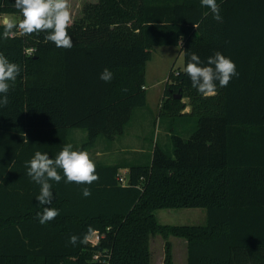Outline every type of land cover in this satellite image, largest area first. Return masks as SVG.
I'll return each mask as SVG.
<instances>
[{"label":"trees","instance_id":"trees-1","mask_svg":"<svg viewBox=\"0 0 264 264\" xmlns=\"http://www.w3.org/2000/svg\"><path fill=\"white\" fill-rule=\"evenodd\" d=\"M217 3L222 22L200 0L90 1L68 29L71 49L45 42L46 33L5 39L0 26V52L21 68L0 107V264H151L158 233L186 240L187 264H264V0ZM2 13L20 14L14 0H0ZM162 45H179L184 55L160 106L169 149L156 141L148 161L100 160L97 182L50 181L52 203L38 204L40 186L25 162L36 151L54 158L65 144L87 151L99 137L124 133L146 105V65ZM217 51L235 62L238 76L204 97L184 68L192 53L206 65ZM105 68L113 73L108 83L99 79ZM78 128L86 137L75 144L70 134ZM46 206L60 215L42 225ZM189 207L205 208L206 223L164 224L156 215ZM89 227L99 240L69 243ZM165 253L175 264L169 238Z\"/></svg>","mask_w":264,"mask_h":264},{"label":"clouds","instance_id":"clouds-1","mask_svg":"<svg viewBox=\"0 0 264 264\" xmlns=\"http://www.w3.org/2000/svg\"><path fill=\"white\" fill-rule=\"evenodd\" d=\"M200 5L210 10L214 20L222 22L221 8L217 0H200ZM14 7L20 13V18L7 14L0 16L3 38L46 33L45 42H51L57 48L71 49L73 47V40L68 31L73 23L70 0H14ZM203 15L207 17L209 12ZM25 51L31 54L35 49ZM20 72V66L10 62L0 52V107L8 105L9 81L15 82ZM184 72L189 76L193 88L204 97L217 94V82L221 88L227 87L232 78L238 76L235 62L219 51L207 59L206 65L202 63L199 55L192 53ZM99 79L108 83L113 79V73L105 68L100 73ZM25 167L27 175L40 186L39 194L36 196L40 205L52 203L53 192L50 181L60 183L64 179L65 183L91 185L99 180L96 163L90 154L83 150H73L72 144H65L54 158H50L48 153L36 151L33 157L25 162ZM82 195L89 197L90 188L84 187ZM59 215L58 209L46 206L42 213H38L37 218L39 223L44 225ZM94 235V230L89 227L83 238L71 235L69 243L73 246L87 244Z\"/></svg>","mask_w":264,"mask_h":264},{"label":"rangeland","instance_id":"rangeland-1","mask_svg":"<svg viewBox=\"0 0 264 264\" xmlns=\"http://www.w3.org/2000/svg\"><path fill=\"white\" fill-rule=\"evenodd\" d=\"M97 0H70L73 22L82 15V9L85 3ZM6 13L0 14V16ZM14 18H20V14L11 13ZM181 47L179 45H162L153 48L152 58L148 61L146 67V85L149 88V93L154 96V103L158 104L160 95L158 90L160 87L165 88L166 78L171 68L178 70L183 68L184 56L183 52L180 53ZM157 83V85L155 84ZM157 86V87H156ZM159 87V88H158ZM151 96V97H152ZM184 100V99H183ZM152 103V102H151ZM142 110V107H137L134 110L133 117L130 121L131 127L125 131L128 137H123L121 134L117 136L116 142L111 143L108 148L113 151L111 157L119 159V161H126L130 163L145 162L149 160V156L153 151L156 141L164 146L165 149H169L170 142L165 140V130L169 123L163 118L161 119L158 111H150L145 116L139 117L138 112ZM128 131V133H126ZM75 132V144H80L85 139V129H74ZM82 134V135H81ZM80 136L82 138L78 139ZM103 138L104 137H99ZM165 140V143L163 142ZM169 144H166L168 143ZM98 144V143H97ZM95 145L90 154L92 155L95 150L99 148V145ZM144 145L142 151H137V147ZM123 149H121V146ZM125 147V148H124ZM101 159V158H100ZM107 161L106 155L101 159ZM120 174L128 180L129 169L127 171L124 168L121 169ZM158 220L164 224H178V225H203L207 221V211L203 207H189V208H160L156 210ZM172 242L173 247V262L175 264H187L186 249L183 242H186L184 238L176 237L173 235L168 236ZM166 237L158 233L151 236L150 248H151V264H168L166 262L165 243Z\"/></svg>","mask_w":264,"mask_h":264},{"label":"crops","instance_id":"crops-1","mask_svg":"<svg viewBox=\"0 0 264 264\" xmlns=\"http://www.w3.org/2000/svg\"><path fill=\"white\" fill-rule=\"evenodd\" d=\"M181 49H180V53H181ZM184 56V55H183ZM147 67V65H146ZM172 69V68H171ZM180 69V68H179ZM177 73V72H176ZM146 75V73H145ZM166 78V83H165V88L163 87H158L159 90H158V95H160V98H159V102L158 104L154 103V96H152L150 93H149V88L147 85H145V88H146V95H147V101H146V105H144L142 107V110H140V112H138V116L139 117H142V116H145L146 113L150 112V111H158L160 113V106H161V102L163 101L164 97H165V89H166V85H167V82L170 81V73ZM147 79V78H146ZM157 85V83H155ZM157 87V86H156ZM152 96V97H151ZM184 101L187 103V106L186 108L183 110L184 113H188L192 110V106L189 104V98H184ZM152 102V103H151ZM135 115V114H134ZM131 121V120H130ZM130 121L128 122V124L126 125V128H125V131L127 129H129L131 127V124H130ZM125 131L124 133H122L121 135L123 137H128V134H125ZM128 133V131L126 132ZM82 135V134H81ZM168 135H169V130H168V127L166 128L165 130V140L168 139ZM118 136V135H117ZM117 136L112 139V140H104L103 138H98L96 144L99 145V148L97 150H95L93 152V154L91 155L90 154V150H92V148L96 145H94L92 148H90L89 150H87V152L90 154L91 158L95 161V163L99 162L103 157H105L106 155L108 156V160L107 161H104V162H107V163H117V162H126V161H119V159H115L113 156L111 157V154H113V151L110 152V150L108 148L109 145L111 143H114L116 142V138ZM86 137V135H85ZM75 132H73V130L71 131V134H70V140L71 141H76L75 139ZM82 138V136H80L78 139ZM164 140V139H163ZM165 140L163 141L165 143ZM82 142V141H81ZM121 146V149H123L122 145ZM134 146L137 147V145L135 144ZM125 148V147H124ZM137 151H142L143 148H144V145H141L140 147H137ZM101 158V159H100ZM102 161V160H101ZM125 171H127V168H124ZM121 171V170H120ZM184 246H185V249L187 250V242H183ZM186 258H187V252H186Z\"/></svg>","mask_w":264,"mask_h":264},{"label":"built area","instance_id":"built-area-1","mask_svg":"<svg viewBox=\"0 0 264 264\" xmlns=\"http://www.w3.org/2000/svg\"><path fill=\"white\" fill-rule=\"evenodd\" d=\"M28 49H33V48H28ZM33 53V52H32ZM31 53V54H32ZM119 180L121 181V182H123V183H127V180H126V178H124L122 175H120L119 176ZM93 238H94V240H99L100 239V235H99V233L96 231L95 232V235L93 236ZM96 258L98 257V256H95Z\"/></svg>","mask_w":264,"mask_h":264},{"label":"water","instance_id":"water-1","mask_svg":"<svg viewBox=\"0 0 264 264\" xmlns=\"http://www.w3.org/2000/svg\"><path fill=\"white\" fill-rule=\"evenodd\" d=\"M175 97L181 98L182 95L181 94H177Z\"/></svg>","mask_w":264,"mask_h":264}]
</instances>
